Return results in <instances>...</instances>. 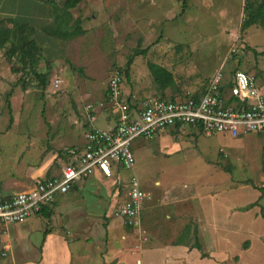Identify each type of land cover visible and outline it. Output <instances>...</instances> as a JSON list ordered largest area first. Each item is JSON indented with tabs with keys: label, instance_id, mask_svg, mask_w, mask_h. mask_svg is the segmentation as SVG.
Here are the masks:
<instances>
[{
	"label": "rangeland",
	"instance_id": "rangeland-1",
	"mask_svg": "<svg viewBox=\"0 0 264 264\" xmlns=\"http://www.w3.org/2000/svg\"><path fill=\"white\" fill-rule=\"evenodd\" d=\"M222 1L81 0L68 10L70 18L56 10L68 27L73 28L75 20L79 21L82 32L69 38L56 36L53 23L30 25L26 22L32 29L29 38L37 46L35 58L23 55L21 59L18 51L14 55L7 49L0 51V134H7L0 136L6 147L2 148L0 157L13 152L39 157L51 150L60 155V147L71 144L67 137L73 135L71 130H75L76 120L80 123L82 115H87L85 105L96 104L105 97L112 70L118 68L124 73L128 56L137 50H148L146 56L134 57L140 67L145 68L147 61L157 62L171 70L175 78L167 94L158 91L155 96L183 95L194 81L205 82L223 61L233 67V73L244 70L256 78L257 69L264 67V55L260 53L264 50V27L252 25L242 31L244 14L232 13L237 0H233L232 10H224ZM172 9L177 11L175 17L169 13ZM158 10L166 13L164 18H156ZM148 13L154 14L151 24H148ZM9 18L0 16L2 24L11 26ZM36 33L43 37L37 38ZM48 37L60 42L46 40ZM130 70L131 66L127 77L122 73V84L136 91L129 77ZM54 78L60 80L58 88L51 87ZM11 132L21 134L13 137L22 143L36 140L45 148H13ZM180 132L175 141L165 139L166 144L162 140L158 144L143 138L132 142L133 170L120 174L127 179L134 172L140 188L148 195L140 212L141 231L132 228L137 239L147 242L154 238L152 232L149 236L146 225L157 229L166 241L183 225L196 228L193 214L187 218L189 215L176 217L172 213L176 198L197 200L192 207L199 213L202 211L199 198L219 194L218 203L206 202L208 216L199 230V240L207 250L212 248L216 252L222 248L232 254L238 253V244L242 242L244 247L243 242L251 239L253 247L245 260L256 261V219L252 217L256 206L245 213L226 214V208L231 205L246 206L255 202L260 194L256 188L264 186V162L261 161L264 151L257 146L256 133H249L248 139L238 143L227 135L205 136L191 127H184ZM236 144L238 148L223 147ZM53 145L57 148H50ZM128 183L125 180L121 197H126ZM101 193L103 200L106 197L103 189ZM110 208L107 205V211ZM215 224L219 225L217 230ZM180 236L178 242L186 238L180 239ZM257 253L264 264V254L259 250ZM126 255L129 261L127 258L131 256ZM226 264H236V256L229 257Z\"/></svg>",
	"mask_w": 264,
	"mask_h": 264
},
{
	"label": "crops",
	"instance_id": "crops-1",
	"mask_svg": "<svg viewBox=\"0 0 264 264\" xmlns=\"http://www.w3.org/2000/svg\"><path fill=\"white\" fill-rule=\"evenodd\" d=\"M223 1L221 7L224 10H232L235 2L233 0ZM63 2L64 0H0V16L14 18L30 25H48L53 23L56 28L60 26L59 29L62 30L67 26V23L57 13L60 11L64 13V17L68 16L67 11H63ZM236 4L237 6L233 8L232 13L234 11L235 16L239 15L240 12L244 14L245 0H237ZM167 6H169V3H167ZM57 8L59 9L58 12H56ZM169 13H171L172 17H175L177 11L172 9ZM152 15L154 14L148 13L146 15L149 16L148 24L153 22ZM165 15L166 13L158 10L156 18H164ZM38 33H36L37 38L43 37L42 34L38 35ZM50 35L53 36V34ZM46 40L51 42L59 41L54 37H48ZM146 55L147 52L141 56ZM135 59L130 65L129 77L136 91L127 89L123 84L122 88L125 94L135 93L141 101L146 96H155L154 94L161 90L157 89L147 67V63L153 61H147L145 68H142ZM225 63V61L221 62L219 67L206 77V83L204 81H194L187 88V92L194 97H199L205 91L207 83L214 72L222 69L223 85L221 90L222 96L227 101L230 98L229 88L232 84L233 67L226 66ZM160 65L164 66L163 64ZM164 67L167 68L166 66ZM240 69H242L241 66ZM255 80L258 88L264 94V67L257 69ZM143 82H146L147 86H144ZM167 90L168 88L159 93L167 94ZM176 96L172 94L169 98H164L175 99ZM104 98L105 102H103ZM88 104L92 105L94 119L90 122L87 116L82 115L80 123L76 120L75 130H71L73 135L69 134V137H67L71 141L68 146H81L84 142L83 134L90 126L107 128L113 127L116 123L117 113L113 105L108 101L106 91L105 97L103 95L101 101L96 104ZM186 127H191L196 132L201 133L197 126L187 125ZM182 128H166L159 131L150 140L157 141L156 143L158 144L161 140L165 143V139L167 141L168 139L175 141L180 136ZM11 133L10 144H12L13 148H45L38 145L36 140L23 141L22 143V141H18L13 137L22 136L21 134ZM2 135L7 134H0V136ZM248 138L249 133L234 139L239 143L244 142ZM54 142L60 141L54 140ZM256 143L264 151V132L256 133ZM63 147L65 146L63 145L60 148ZM223 147L238 148V145ZM2 148L6 147H4V143L0 139V155L3 154ZM50 148L57 147L53 145ZM11 154L10 156L0 157V199L17 192L29 190L41 178L59 175L62 166L67 162L62 150H60V155L51 150L39 157L28 153L23 156L17 152ZM261 161L264 162V159H261ZM122 171L126 170L113 165L111 175L105 176L96 168L91 176L74 183L67 193L58 194L50 206L43 207L39 212L30 215L21 222L4 226L0 225V260H2L0 264H226L228 258L232 256H236V264H263L262 257L257 253V250L264 254V218L261 216V209L264 213V186H262V193L260 192L258 195V198L261 195V199H256L259 205H256V211L252 214V217L256 219V261H247L245 256L251 252L253 247L251 239L245 240L248 242L245 248L242 247V242L238 244V253L232 254L222 248L216 252L212 248L207 250L199 240V230L208 216L206 202L208 201L211 204L218 203L219 194L199 198V207L202 210L199 213L195 212V208L193 209L192 207L193 203L196 204L194 201L197 200L190 197L176 198L172 213L176 214V217L179 214L189 215L187 218L193 214V219L197 220L196 228L187 227L188 229L185 231V225H183L178 231L169 235L167 242L157 229L155 231L151 226L146 225L149 236L151 237L152 232L155 235L154 238H150L147 242L137 239L136 233L133 232L135 228L132 230L131 227L125 224L122 217L115 215V211L125 198V196L121 197L125 187V180L129 182L131 175L134 174L132 172L129 178L125 179L120 174ZM102 189L106 196L103 200ZM107 205L111 206L109 211H107ZM244 207L236 204L231 205L226 208V214L228 216L229 213L237 214L239 211L245 213L251 210V208L243 210ZM167 217L170 218V215H167ZM168 218L166 220H169ZM218 227L219 225L215 224V230ZM138 230L141 231V229ZM179 236L180 239L182 236L186 238L182 237L184 239L178 242ZM197 239L201 244V250L194 246ZM202 253L205 256H202ZM126 254L131 256L127 258L129 261H126Z\"/></svg>",
	"mask_w": 264,
	"mask_h": 264
},
{
	"label": "built area",
	"instance_id": "built-area-1",
	"mask_svg": "<svg viewBox=\"0 0 264 264\" xmlns=\"http://www.w3.org/2000/svg\"><path fill=\"white\" fill-rule=\"evenodd\" d=\"M123 78L122 72L115 68L107 80V98L117 113L115 125L90 126L83 134L81 146L62 148L67 162L59 175L41 178L29 190L0 199V225L21 222L50 206L58 194L67 193L74 183L91 176L96 168L105 176L111 175L113 165L133 170L135 158L131 146L136 138L150 140L161 130L187 125L199 127L205 136L222 134L238 138L264 132V94L255 78L244 70L234 71L227 101L221 90L222 69L214 72L199 97L185 92L173 100L149 95L140 101L135 93H124ZM59 86L60 80L52 79L51 87ZM84 109L92 122V105L87 104ZM147 197L135 174L131 175L126 197L115 215L122 217L129 227L141 229L140 212Z\"/></svg>",
	"mask_w": 264,
	"mask_h": 264
},
{
	"label": "trees",
	"instance_id": "trees-1",
	"mask_svg": "<svg viewBox=\"0 0 264 264\" xmlns=\"http://www.w3.org/2000/svg\"><path fill=\"white\" fill-rule=\"evenodd\" d=\"M80 1L81 0H64L63 10L67 11L69 18L71 16L70 13H68V10L76 7ZM7 21L11 23V26H7L6 23L2 24L3 20L0 19V51L7 49L11 55H14L18 51L19 53H21V59L23 55H29L31 59H34L35 57H33V53L37 49V46L35 45V41L32 38H29V34L32 32L31 26L29 27V24H27L26 22H21L14 18H9L7 19ZM75 21L76 26H74L73 28H71V26H67V29L63 28L61 30L59 29L60 26H58L56 36L61 35L63 38H69L76 33L82 32V29L79 26V21ZM252 25L264 27V0H245L244 17L242 19L240 29L244 31ZM146 52L147 48L137 50L133 54L128 56L124 70L126 77L128 76L129 67L132 64L134 57L136 55H145ZM261 53L264 55V51ZM147 67L158 90L163 91L166 88L174 86L175 80L173 74L167 68L154 62H148ZM157 97L164 98V95ZM173 99L174 98H172V100ZM9 106L10 105L8 102V108ZM11 121L12 117L10 116L9 123ZM259 190L262 193V188H259ZM260 199L261 195L259 196L258 200ZM258 200L246 205L243 210H248L253 206L259 205ZM261 216L264 218L262 209ZM187 229L188 228L186 226L185 231H187ZM244 243L247 244L248 242L245 241ZM245 244L243 245L244 248L246 247ZM194 246L198 250H201V244L198 242V240ZM202 256H205V254L202 253Z\"/></svg>",
	"mask_w": 264,
	"mask_h": 264
}]
</instances>
